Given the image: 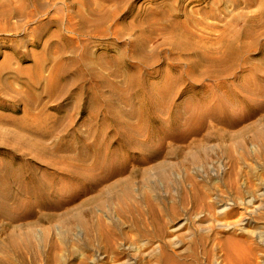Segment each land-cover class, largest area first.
I'll return each instance as SVG.
<instances>
[{
  "label": "rangeland",
  "instance_id": "rangeland-1",
  "mask_svg": "<svg viewBox=\"0 0 264 264\" xmlns=\"http://www.w3.org/2000/svg\"><path fill=\"white\" fill-rule=\"evenodd\" d=\"M262 49L264 0H0V166L6 147L42 163L35 181L22 172L23 183L0 185L15 196L0 200V264H264ZM202 51L191 74L216 61L219 78L196 84L227 75L258 108L185 86L166 104L181 123L168 110L140 120L137 69L164 92L160 75Z\"/></svg>",
  "mask_w": 264,
  "mask_h": 264
},
{
  "label": "bare ground",
  "instance_id": "bare-ground-1",
  "mask_svg": "<svg viewBox=\"0 0 264 264\" xmlns=\"http://www.w3.org/2000/svg\"><path fill=\"white\" fill-rule=\"evenodd\" d=\"M155 9H156V7H155ZM154 10V9H153ZM247 27V26H246ZM253 32V31H252ZM250 29L249 28H247V29H245V31L244 32H242V33H240L239 32V34H238V36L233 40V41H231V42H229L226 46H225V49H224V56L226 57L225 59H227V57H229L230 59H232L233 57H238L239 56V52H240V49H238V47H236V45H235V42L238 40L239 41V39H241V36H243V35H248V37H249V35H250ZM254 34V33H253ZM236 35V34H235ZM254 36V35H253ZM235 37V36H234ZM176 38H178V36L176 37ZM236 40V41H235ZM181 44V43H180ZM138 45V44H137ZM176 45V44H175ZM137 47V46H136ZM143 47V46H142ZM180 47V46H179ZM178 47V49L180 50V51H182V49L181 48H179ZM244 47H246V46H244ZM260 47V46H259ZM176 48V47H175ZM184 48H187V47H184ZM243 48V47H242ZM261 48V47H260ZM245 49V48H244ZM249 49V48H248ZM185 51H191V49H184ZM184 51V52H185ZM262 51H264V49H262ZM246 52V51H245ZM259 52H260V50H259ZM137 54V53H136ZM243 54V53H242ZM196 55V54H195ZM193 56V55H192ZM197 56H199L198 57V60L196 61V62H193V61H190V62H187L186 64H185V67H181L180 66V68H178V69H176V68H173L175 71H174V74H172L173 75V77H171V78H168V77H166V79H165V76H164V74H161L160 76H162V79L161 80H165L166 82H168V84H167V86L168 87H166V88H168L167 89V91H164V92H161V91H159L158 89H155L156 87H154V85H153V83L152 82H150L149 81V79H150V76L151 75H153L155 72L154 71H148V72H144L142 69H137V71H136V69H135V71H136V73H135V79H134V84H135V89H134V91H133V94H134V97L133 98H136L135 100H137L136 102L138 103V105H139V109H138V112H137V115L140 117V120L142 119H150V120H152L153 122H156V123H158L159 122V120H160V118H159V113H164V111L165 110H168V111H170L171 113H172V123L173 124H179V119H178V114H179V112H180V110H179V106L178 107H175V108H172V109H168V106H166V104L167 103H173L177 98H180L182 95H183V93L185 92V86H187V90L188 91H195L196 92V94H194V95H197V98L200 100V99H208L209 97H211L210 95H211V93H212V91L214 90V87L216 88V89H223L226 93H227V96H229L230 98H233V99H238L239 101H241L242 103H244L245 105H246V107H248L249 108V110L250 111H255L258 107L257 106H255V105H253V104H251L250 105V103H249V101L246 99V97L244 96V95H242V92H245L246 91V88H244L243 86L241 87H239V89H237V88H235L234 87V85L230 82V79L228 80L227 79V75H225L224 77L223 76H221L220 78H222L221 80H219L218 81V84L216 85V86H214V87H207V86H204V85H198V84H196V82H198V81H200V80H203L204 78H211V77H213V76H215V74H214V70H212V69H209V68H212V67H214V66H216L217 65V63L218 62H216V61H212V63L210 64V66L208 67V69H205V71L202 73H200L199 75H196V76H194L193 74H191V72H193V70H194V74H196L195 73V69L197 70L198 68V66L199 67H202L201 66V64H200V62L201 61H204V60H206L207 58H208V55H207V52L206 51H202V52H199V54L197 55ZM223 56V55H222ZM232 57V58H231ZM229 58H228V60H229ZM190 59V58H189ZM224 59V57L222 58V61L224 62V64H226V62H225V60H223ZM236 59V58H235ZM238 59V58H237ZM228 60H226L227 62H228ZM231 61V60H230ZM235 61V60H234ZM234 63V62H233ZM40 65V64H39ZM38 65V66H39ZM175 65V64H174ZM180 65V64H179ZM230 66V65H229ZM174 67V66H173ZM204 67V66H203ZM35 68H38L37 66L35 67ZM34 68V69H35ZM205 68H206V66H205ZM39 69V68H38ZM41 69V68H40ZM228 69V68H227ZM226 69V70H227ZM230 69V68H229ZM225 70V71H226ZM64 72H65V69H64V67L63 66H58L55 70H54V73H53V75H52V77H51V83L53 84V86L54 87H57L58 86V82H59V80L61 79V77L64 75ZM197 72V71H196ZM262 71H260L259 73H261ZM219 74V73H218ZM229 74V73H228ZM148 75H150V76H148ZM132 76V75H131ZM219 76V75H218ZM214 77V78H219V77ZM197 77H199V80H197ZM232 77V76H231ZM230 77V78H231ZM261 77H262V75H261ZM132 79H133V77H131ZM169 79V80H168ZM50 81H49V83H50ZM260 81V80H259ZM258 81V82H259ZM257 81H254V83H256ZM262 82H264V81H262ZM132 83V82H131ZM163 83V82H162ZM261 83V82H260ZM165 84V83H164ZM241 84V83H240ZM239 84V85H240ZM183 85V86H182ZM244 85V84H243ZM51 86V85H50ZM157 86V85H156ZM245 86V85H244ZM133 87V86H132ZM51 88V87H50ZM110 90V89H109ZM111 90H113V89H111ZM253 90V89H252ZM252 90L250 89V91L252 92ZM31 91V90H30ZM56 91V90H55ZM29 92V91H28ZM32 92V91H31ZM153 92H155L156 94H157V98L156 99H149L148 98V95L150 94V93H153ZM247 92H249V91H247ZM254 92V91H253ZM50 93V92H49ZM111 93V92H110ZM116 93H117V91H116ZM119 93V92H118ZM225 93V94H226ZM255 93L257 94V91L255 90ZM60 94V93H59ZM249 94V93H248ZM114 95V94H113ZM117 95V94H116ZM153 95V94H152ZM253 95V94H252ZM112 96V95H111ZM122 96H124V94L122 95ZM133 96V95H132ZM213 96V95H212ZM248 96V95H247ZM156 97V96H155ZM228 97V98H229ZM253 97H254V95H253ZM112 98H114V97H112ZM117 98V97H116ZM115 98V99H116ZM127 99V98H126ZM182 99V98H181ZM253 99H256V98H253ZM124 100V99H123ZM134 100V101H135ZM187 100V99H186ZM204 100V101H205ZM250 100V99H249ZM131 101V100H130ZM185 101V100H184ZM183 101V102H184ZM104 102V101H103ZM103 102H102V104H103ZM127 102V101H126ZM125 102V103H126ZM182 101H180V103H181ZM182 102V103H183ZM201 102V101H200ZM105 103V102H104ZM259 103V102H258ZM129 104V103H128ZM206 105V104H205ZM238 105H239V103H238ZM104 106H106V105H104ZM108 106H110V104L108 105ZM186 107V106H185ZM205 107V106H204ZM226 107V106H225ZM228 107V106H227ZM243 107V106H242ZM170 108V107H169ZM261 108V107H260ZM183 109V108H182ZM221 109V108H220ZM27 110V109H26ZM212 110V109H211ZM248 110V109H247ZM22 111V110H21ZM104 111V110H103ZM182 111V110H181ZM248 112V111H247ZM214 113V112H213ZM223 113V112H222ZM250 113V112H249ZM255 113V112H254ZM217 114V113H216ZM219 114H221V113H219ZM226 114H227V112H226ZM23 115H25V114H23ZM133 115V114H132ZM212 115V114H211ZM225 115V114H224ZM228 115V114H227ZM214 116V115H213ZM216 116V115H215ZM219 116V115H218ZM105 117H109V118H112V120H113V118H114V120H115V114L114 113H111V111L109 110V109H107V111L105 112ZM199 117V116H198ZM219 117H222V116H219ZM224 117V116H223ZM222 117V118H223ZM228 117V116H227ZM226 117V118H227ZM231 117V116H230ZM1 118V117H0ZM216 118H217V116H216ZM215 118V119H216ZM221 118V119H222ZM225 118V117H224ZM235 118V117H234ZM23 119H24V117H22L18 122H22L23 121ZM229 120H231V118H228ZM233 119V118H232ZM236 119V118H235ZM234 119V120H235ZM238 119V118H237ZM18 120V119H17ZM182 120V119H181ZM218 120V119H217ZM228 120V121H229ZM119 121V120H118ZM161 121V120H160ZM191 121H192V119H191ZM202 121V120H201ZM238 121V120H237ZM236 121V122H237ZM2 122V121H1ZM115 123H116V121H115ZM161 123V122H160ZM181 123V122H180ZM233 123V122H232ZM235 123V122H234ZM120 125V124H119ZM193 125V124H192ZM195 125V124H194ZM201 125V124H200ZM22 126V125H21ZM37 125H36V123H34V124H29V128H31V130H32V127H36ZM115 126V125H114ZM144 126H145V124H144ZM179 126V125H178ZM195 126H197V129H198V125H195ZM26 127V126H25ZM126 127V126H125ZM200 127V126H199ZM178 128V127H177ZM118 129V128H117ZM159 129V128H158ZM158 129H153V130H151L148 134H149V136L151 137V136H155V134H157L159 131H158ZM196 129V128H195ZM200 129V128H199ZM45 130V129H44ZM113 132H114V129L112 130ZM120 132V131H119ZM45 133V132H44ZM116 133V132H115ZM42 134V133H41ZM40 134V135H41ZM47 133H45V135H46ZM44 135V136H45ZM127 135V134H126ZM167 135V134H166ZM42 136V135H41ZM47 136V135H46ZM109 136V135H108ZM148 136V137H149ZM67 137V136H66ZM81 137V136H80ZM129 137V136H128ZM71 138V137H70ZM84 138H86V137H84ZM4 139H6L7 140V138L5 137ZM24 139V138H23ZM121 139V138H120ZM149 139V138H148ZM73 140V139H72ZM117 140V139H116ZM9 141V140H8ZM16 141V140H15ZM36 141V140H35ZM61 141V140H60ZM70 141V140H69ZM77 141H78V138H77ZM82 141V140H81ZM100 141V140H99ZM17 142H19L18 140H17ZM66 142V141H65ZM68 142V141H67ZM76 142V141H75ZM124 142V140L122 139V143ZM35 143V142H34ZM62 143V142H61ZM81 143V142H80ZM83 143H84V141H83ZM96 143V142H95ZM4 144V143H3ZM12 144V143H11ZM28 143H26V145H27ZM37 144V143H36ZM41 144V143H40ZM39 144V145H40ZM57 144V143H56ZM69 145V143H62V145L63 146H66V145ZM86 144V143H85ZM84 144V145H85ZM92 144V143H91ZM99 144V143H98ZM125 144V143H124ZM19 145V144H18ZM35 145V144H34ZM79 145V144H78ZM127 145V144H126ZM141 145V144H140ZM29 146V145H28ZM61 146V145H60ZM62 146V147H63ZM69 146H71V145H69ZM124 146V145H123ZM1 147V146H0ZM13 147V146H12ZM21 147V146H20ZM32 147H33V145H32ZM31 147V148H32ZM41 147H43V146H41ZM54 147V146H53ZM56 147V146H55ZM75 147V146H74ZM130 147V146H129ZM8 149V151H7V153H8V155L5 157L6 159V162L5 163H3V165H1L0 166V185L2 186V185H4V187H6V184H9V183H15V182H18V181H21L20 180V173H22V172H26V173H28V177H27V180L29 181V182H33V181H35L34 180V176H36V175H33V173H32V171H34L35 172V170H33V168L35 167V165L36 164H42V163H40V159L38 158V157H28V156H26L25 154H17L15 151H13V150H9V147H6V148H3V149H1V150H4V151H6ZM18 149H19V147H18ZM28 149H30V148H28ZM27 149V150H28ZM34 149V148H33ZM72 149V148H71ZM24 150V149H23ZM48 150H49V148H48ZM47 150V151H48ZM53 150H54V148H53ZM55 150H56V148H55ZM54 150V151H55ZM32 151V150H31ZM54 151H53V153H54ZM19 152V151H18ZM50 152V150L48 151V153ZM56 152V151H55ZM29 154V153H28ZM52 154V153H51ZM55 154V153H54ZM56 155V154H55ZM36 156H39V155H36ZM52 156H53V154H52ZM57 156V155H56ZM73 156H75V155H73ZM78 156V155H77ZM42 157H44L45 158V156H42ZM41 157V158H42ZM76 157V156H75ZM79 157V156H78ZM52 158V157H51ZM54 158H56V157H54ZM74 158V157H73ZM82 158V157H81ZM4 160V161H5ZM52 160V159H51ZM78 160H80V158L78 159ZM83 160V159H82ZM81 160V161H82ZM3 161V162H4ZM77 162V161H76ZM80 162V161H79ZM47 163V162H46ZM50 163V162H49ZM50 164H52V163H50ZM56 164V163H55ZM62 164V163H61ZM60 164V165H61ZM64 165H66V164H64ZM51 166V165H50ZM53 166V165H52ZM59 166V165H58ZM37 167V166H36ZM36 167H35V169H36ZM45 167H47V166H45ZM49 168V167H48ZM53 168V167H52ZM54 169V168H53ZM65 169V168H64ZM67 170V169H66ZM65 170V171H66ZM67 171H70V169H68ZM72 171V170H71ZM71 171H70V173H71ZM37 172V171H36ZM75 172V171H74ZM68 174V173H67ZM66 174V175H67ZM72 175V174H71ZM39 176V175H38ZM76 177V176H75ZM36 178V177H35ZM25 180H26V178H25ZM38 180H39V178H38ZM22 182V181H21ZM38 182V181H37ZM23 183V182H22ZM31 184V183H30ZM34 186V185H33ZM41 186V185H40ZM3 187V188H4ZM17 187H18V185H17ZM23 187V186H22ZM32 187V186H31ZM38 187V186H37ZM42 187H44V186H42ZM1 189H2V187H0ZM7 188V187H6ZM41 188V187H40ZM26 189V188H25ZM44 189H45V187H44ZM43 189V190H44ZM16 190V189H15ZM38 190V189H37ZM23 191V190H22ZM41 191H42V189H41ZM25 192V191H24ZM23 192V193H24ZM29 192V191H28ZM42 193V192H41ZM45 193V192H44ZM17 194V193H16ZM21 193L19 192V195H20ZM32 194V193H31ZM34 194V193H33ZM22 195V194H21ZM40 195V194H39ZM45 195V194H44ZM10 196H13V197H15L14 195H11V193L9 192V191H1L0 190V200H3V199H6V198H8V197H10ZM31 196V195H30ZM42 196V195H41ZM32 197V196H31ZM34 197V196H33ZM18 198V197H17ZM51 198V197H50ZM50 200V199H49ZM51 201H52V199H51ZM53 202V201H52ZM1 203V202H0ZM3 204V203H2ZM53 204V203H52ZM4 211V210H3ZM1 212V211H0ZM5 212V211H4ZM3 213V212H2ZM5 213H3V215H4ZM9 214V213H8ZM11 214H13V213H11ZM11 214H9L8 216H10ZM6 215V214H5ZM4 215V216H5ZM14 215V214H13ZM7 216V215H6ZM15 216V215H14ZM1 218V217H0ZM11 218V217H10Z\"/></svg>",
  "mask_w": 264,
  "mask_h": 264
}]
</instances>
